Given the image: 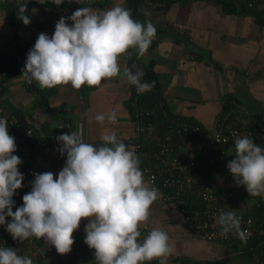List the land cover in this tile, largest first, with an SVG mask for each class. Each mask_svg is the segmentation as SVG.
I'll list each match as a JSON object with an SVG mask.
<instances>
[{"label":"crops","instance_id":"obj_1","mask_svg":"<svg viewBox=\"0 0 264 264\" xmlns=\"http://www.w3.org/2000/svg\"><path fill=\"white\" fill-rule=\"evenodd\" d=\"M26 2V14L31 21L28 25L18 18V4ZM167 2L63 0L56 5V0H0V61L8 69L0 78L3 86L0 109L22 118V127L29 121L42 123L48 133L61 135L63 131L57 122L66 121L75 130L83 128L84 142L100 144L104 134L115 132L127 145L134 138L130 107L134 85L128 82L123 69L127 66L133 71L132 66L138 64L145 77L148 74L147 81L155 82L151 92L163 101L168 114L210 133L219 115L231 110L235 122L247 124L251 119L264 133V25L261 21L264 13L256 18L250 13L227 11L212 0ZM115 5L130 10L133 18L141 23L151 21L155 26L156 35L145 53L130 49L120 57L121 73L104 80L98 87L85 85L76 90L71 85H61L42 89L33 81L37 97L24 88L22 72L14 69L17 64L13 54L19 52L17 43L29 52L40 33L53 35L61 17L67 18L82 7L107 10ZM145 12L150 15L146 16ZM66 22L71 25V21ZM146 95L137 100L143 109H148L150 101L144 99ZM112 111L117 114L115 123L107 119L103 123L95 121L97 114L107 115ZM257 145L264 147V143ZM58 149L48 147L32 155L28 169L33 178L34 173L52 172L54 178L58 175L66 161V154L61 156ZM234 155L235 144L226 149L224 166L215 177V188L225 211L252 216L255 204L262 205L264 210V194L252 196L243 185L234 182L227 168ZM87 223V219H82L77 232L85 236ZM154 228L168 234L174 249L166 264L191 261L253 264L237 244L219 245L195 239L183 227L177 207L163 203L159 197L151 206L148 221L139 230Z\"/></svg>","mask_w":264,"mask_h":264},{"label":"clouds","instance_id":"obj_2","mask_svg":"<svg viewBox=\"0 0 264 264\" xmlns=\"http://www.w3.org/2000/svg\"><path fill=\"white\" fill-rule=\"evenodd\" d=\"M61 3L63 0H56L55 4ZM27 11V2L18 4V18L25 25L31 22ZM155 35L151 21L141 23L123 6L107 10L82 7L67 18L61 17L51 37L38 35L27 53L22 75L27 83L35 81L42 89L61 85L76 90L85 85L98 87L121 73L122 55L132 48L145 53ZM123 74L138 93L155 87L154 81L142 80V70L133 72L125 66ZM94 119L115 123L117 114H97ZM83 136L80 127L57 137L61 145L58 152L66 154L64 167L55 178L52 172L34 173L31 191L23 195L22 206L13 211V196L24 179L18 170L22 161L13 155L16 142L9 134L7 118H0V225L6 224L14 240L42 238L64 255L71 251L73 234L82 219H87L84 243L94 250L97 264H150L152 260L166 264L174 249L164 230L154 228L140 239V225L148 221L160 193L145 180L139 157L115 132L104 134L100 144L84 142ZM216 141L220 143L221 138L217 136ZM234 144L235 158L227 164L234 182L243 185L248 194L261 196L264 147L247 135H237ZM6 217L11 222H6ZM241 222L235 211L219 213L222 232L226 235L235 231L245 240ZM0 264H33V260L18 255L14 248L0 246Z\"/></svg>","mask_w":264,"mask_h":264},{"label":"built area","instance_id":"obj_3","mask_svg":"<svg viewBox=\"0 0 264 264\" xmlns=\"http://www.w3.org/2000/svg\"><path fill=\"white\" fill-rule=\"evenodd\" d=\"M242 1L247 10L259 9L258 2V4H264V0ZM16 45L19 47V52L13 54V61L23 72L28 51L22 47L21 43ZM138 70L140 67L135 64L134 71ZM4 75V70L0 69V78ZM142 80L148 82L145 75ZM23 83L24 88L36 96L37 92L32 84L27 83L25 79ZM2 88L0 81V92ZM133 90L130 107L134 138L128 141L127 146L139 157L145 180L150 181L151 186L159 190L160 200L177 207L183 227L195 239L219 245L237 244L246 249L249 260L253 264H264V217L255 218L249 214L236 212V215L242 218L241 229L245 231L246 239L242 240L235 231L225 235L218 223L219 213L225 211V208L215 188L216 176L212 177L209 173L214 171L216 160H220V166H224L226 149L234 144L237 135L241 137L247 135L251 138L254 134L258 143L263 144L264 133L261 127L251 119L247 121V124L235 122L231 110L219 115L210 133L199 125L184 122L172 116L164 121L167 135L161 139L154 133L151 123L144 126L141 124L143 118H148L153 111L139 107L137 100L151 91L138 93L135 86ZM163 106V101L157 96L152 107L165 116L162 111ZM0 118H7L9 134L15 138L16 142V151L13 155H17L23 162L28 163L32 155L45 148L61 146L57 140L60 134L48 133L42 123L29 121L22 127L20 118L1 109ZM57 124L63 134L77 131L69 122L58 121ZM217 136L221 138L220 143L216 141ZM225 139L226 143L223 142ZM146 141L152 142L153 146L142 151V142ZM22 174L24 176L22 187L17 189L13 196L15 201L13 211L16 207L22 206V197L28 190L30 191L34 180L31 174L27 172ZM259 206L255 204V208ZM6 222H11V218L6 217ZM140 231L141 240L150 232L149 230ZM84 239L85 236L81 238V241H74L71 251L61 255L42 238L30 237L22 242L14 240L7 232L6 224L0 225V246L14 248L18 255L31 258L33 264H63L64 260H68V264H97L93 249L84 243ZM84 253L87 256H82ZM150 264H159V260H152ZM189 264L200 263L191 261Z\"/></svg>","mask_w":264,"mask_h":264},{"label":"trees","instance_id":"obj_4","mask_svg":"<svg viewBox=\"0 0 264 264\" xmlns=\"http://www.w3.org/2000/svg\"><path fill=\"white\" fill-rule=\"evenodd\" d=\"M139 1H142V0H139ZM177 1H182L183 2V0H177ZM184 1H187V0H184ZM191 1H193V0H191ZM212 1L217 3V4H219V5H221V7L223 9L227 10V11L237 10V12H239L241 14H244V13L245 14L246 13L249 14L250 13L251 15H253L256 18L257 17H261V14L264 13V4L263 5L258 4L259 2L257 3V8H259V9L247 10L245 8V4L243 3L242 0H212ZM170 2H172V0H168L167 3H170ZM261 21L263 23L262 25H264V18H262ZM0 69L8 71V69L6 68V65H2L1 61H0ZM14 69L16 71H20L21 70L19 65L14 66ZM140 70L143 71V69L141 67H140ZM133 72H134V70H133ZM144 75H145V73H144ZM147 75H146V78L148 77ZM146 94L147 95L144 97V99L146 100V98H147V99L150 100L149 103L147 104L148 105V110H152L154 113L151 112L152 114L148 118H143V120L141 121V124L144 126L147 123H151L153 125V127H154V133L157 136H159L161 139H163L167 135L166 130H165L164 121H165L166 118H171L173 115L168 114V112L166 111L165 107L163 106L162 111L165 114V116H162V112H160L157 109H154L152 107L153 104H154V101H156V97H155L156 94H152V92H147ZM145 100H143V101L146 102ZM21 120H22V118H20V121ZM251 139H253V142L255 144H258V142H257L255 137H252ZM142 143H143V145L141 147L142 151H146L148 148H151V146H153V143L149 142V141L142 142ZM21 161H22V159H21ZM28 164H29V162L27 163V162H23L22 161V163L20 165H18V170L21 173L27 172L28 174H31L29 172V169H28ZM220 165H221L220 160H216L214 171L209 172L210 176L214 177V176H216L219 173L220 167H221ZM214 183H215V181H214ZM30 191H31V189H30ZM28 192H29V190H28ZM252 216L255 217V218L264 217V210H263L262 205H260L258 208H254ZM73 237H74V241H81V238H83L84 235L79 233V232H77V231H75L74 234H73ZM93 252H94V250H93ZM243 252H246V249L243 250ZM82 256H87V255H86V253H84V254H82ZM68 262H69L68 260H64L63 264H68ZM206 264H221V263L220 262H212V263H206Z\"/></svg>","mask_w":264,"mask_h":264}]
</instances>
